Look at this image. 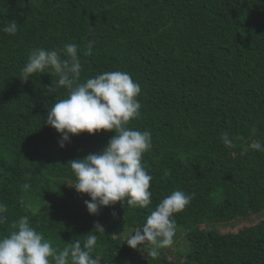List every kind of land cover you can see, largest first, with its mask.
Here are the masks:
<instances>
[{"label": "trees", "instance_id": "obj_1", "mask_svg": "<svg viewBox=\"0 0 264 264\" xmlns=\"http://www.w3.org/2000/svg\"><path fill=\"white\" fill-rule=\"evenodd\" d=\"M12 20L15 35L0 31V236L27 217L58 250L95 235L99 264H264V152L251 147L264 145V0H0V29ZM68 44L78 47V83L119 70L140 85L129 127L152 136L145 208L117 202L92 215L90 197L72 187L68 164L102 151L115 133H81L61 148L44 122L66 90L47 94L58 79L50 69L26 82L21 74L33 50ZM177 190L193 198L173 216V247L155 257L129 248Z\"/></svg>", "mask_w": 264, "mask_h": 264}, {"label": "clouds", "instance_id": "obj_2", "mask_svg": "<svg viewBox=\"0 0 264 264\" xmlns=\"http://www.w3.org/2000/svg\"><path fill=\"white\" fill-rule=\"evenodd\" d=\"M19 25L9 21L0 31L15 35ZM91 45L88 55L91 54ZM50 69L56 76V84L46 88L47 94L57 89L66 90V97L56 100L47 110L45 124L60 134L59 146L65 147L73 136L99 132H114L107 146L86 158L71 161L76 181L72 186L77 193L87 195L85 206L89 214L96 215L101 208L126 201L129 207L145 208L152 203L150 183L153 179L145 169L142 158L152 148L149 131L129 127L140 114L137 97L140 85L125 71H106L84 83H78L82 64L78 47L68 44L62 49L33 50L21 69L23 81L36 73ZM226 145L231 141L222 136ZM264 152L259 142L251 146ZM28 185H25L27 187ZM191 194L174 191L166 196L147 216L145 223L134 230L126 240L131 249H148L155 257L161 248L170 247L176 234L175 213L181 212L191 201ZM6 205L0 203V224L7 217ZM14 231L0 236V264H99L92 252L95 235H87L83 244L79 240L66 243L62 250L54 248L42 233L33 228L27 217L19 218L12 225ZM96 231L103 232L99 225Z\"/></svg>", "mask_w": 264, "mask_h": 264}, {"label": "rangeland", "instance_id": "obj_3", "mask_svg": "<svg viewBox=\"0 0 264 264\" xmlns=\"http://www.w3.org/2000/svg\"><path fill=\"white\" fill-rule=\"evenodd\" d=\"M256 221V219L254 218H250L246 221H234L233 223L229 224V225H226V226H223L221 227V230H224V231H227V230H230V229H233V230H236L238 229L239 227H242V226H245V225H251L253 224L254 222ZM171 247H173V244L171 245ZM172 251V250H171ZM165 253L171 257V254L169 251H165Z\"/></svg>", "mask_w": 264, "mask_h": 264}]
</instances>
